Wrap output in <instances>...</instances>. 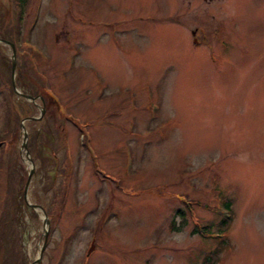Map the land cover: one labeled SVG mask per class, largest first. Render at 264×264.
I'll list each match as a JSON object with an SVG mask.
<instances>
[{
  "label": "rangeland",
  "instance_id": "1",
  "mask_svg": "<svg viewBox=\"0 0 264 264\" xmlns=\"http://www.w3.org/2000/svg\"><path fill=\"white\" fill-rule=\"evenodd\" d=\"M17 4L0 0V264H264V0Z\"/></svg>",
  "mask_w": 264,
  "mask_h": 264
},
{
  "label": "water",
  "instance_id": "2",
  "mask_svg": "<svg viewBox=\"0 0 264 264\" xmlns=\"http://www.w3.org/2000/svg\"><path fill=\"white\" fill-rule=\"evenodd\" d=\"M0 41L1 42H8L7 40H5V39H3V38H0ZM10 45H11V50H12V55H11V58H12V60H11V74L12 75H14V69H15V51H14V47H13V43H9ZM13 81V80H12ZM12 84H13V87H14V92L16 93V94H19V95H21V96H23V97H30V98H32V99H34V96H31V95H29V94H25V93H23V92H21L20 90H18L16 87H15V85H14V81L12 82ZM41 112H42V109H41ZM29 118H35V117H33V116H30ZM23 135H24V141H23V143H22V146L23 147H25V140H26V132H25V130L23 131ZM33 172V169H31L29 172H28V178H30V176H31V173Z\"/></svg>",
  "mask_w": 264,
  "mask_h": 264
},
{
  "label": "trees",
  "instance_id": "3",
  "mask_svg": "<svg viewBox=\"0 0 264 264\" xmlns=\"http://www.w3.org/2000/svg\"><path fill=\"white\" fill-rule=\"evenodd\" d=\"M16 1L18 3L17 5L22 8L25 3V0H16ZM41 91L43 92L45 96L44 98H46V100L48 101L50 108L52 106L57 111V107L52 97L47 92H45L44 89L41 88Z\"/></svg>",
  "mask_w": 264,
  "mask_h": 264
}]
</instances>
